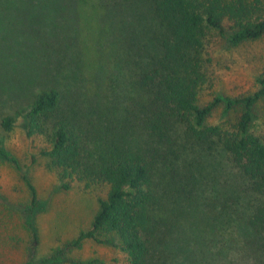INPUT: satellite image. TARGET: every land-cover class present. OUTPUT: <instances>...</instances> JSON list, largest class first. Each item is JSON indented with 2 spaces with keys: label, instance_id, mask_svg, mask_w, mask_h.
<instances>
[{
  "label": "trees",
  "instance_id": "1",
  "mask_svg": "<svg viewBox=\"0 0 264 264\" xmlns=\"http://www.w3.org/2000/svg\"><path fill=\"white\" fill-rule=\"evenodd\" d=\"M106 1L104 8L125 2L139 12L129 16L136 25L128 24L125 36L124 51L130 53L125 71L115 78L118 88L123 85L121 101L104 79L101 95L90 88L70 102L54 88L41 90L25 115V135L38 142V154L46 158L60 190L75 184L105 190L90 228L68 246L80 248L89 240L117 248L125 264H175L174 243L204 192L198 175L214 169L209 161L216 155H226L238 173L231 179L235 184L222 182V198L217 201L213 191L202 214L236 219V203L246 195V224L258 234L264 257V117L258 114L264 107V70L253 92L236 97L209 92L213 84L206 72L214 36L235 47L264 37V0ZM70 2L29 0V6L31 15L50 9L71 16ZM141 6L151 15L147 27ZM205 98L210 102L201 104ZM219 105L226 114L235 110V118L208 124ZM0 124L8 131L13 119L4 117ZM0 155L16 164L5 151ZM25 181L34 206L35 189ZM28 221L32 224V210ZM62 262L59 251L43 260Z\"/></svg>",
  "mask_w": 264,
  "mask_h": 264
},
{
  "label": "rangeland",
  "instance_id": "2",
  "mask_svg": "<svg viewBox=\"0 0 264 264\" xmlns=\"http://www.w3.org/2000/svg\"><path fill=\"white\" fill-rule=\"evenodd\" d=\"M70 1L71 16L64 11L47 12L50 9L31 15L29 0H0V123L7 116L13 119L8 131L0 124V150L16 160L14 164L0 155V264H44L56 251L63 261L59 264H125L123 253L111 245L86 240L80 248L68 246L90 228L97 200L104 197L105 190H84L77 184L68 191L60 190L46 158L38 154V142L31 143L24 131L33 98L46 88L56 89L70 102L90 88L101 95L100 87L107 79L109 93L121 101L123 85L118 88L115 78L125 71L130 53L124 51L128 48L125 36L128 24L136 26L129 16L139 13L138 7L129 10L121 2L104 8L106 0ZM140 11L144 27L149 26L150 13L142 6ZM143 37L144 33L140 39ZM207 51L210 63L206 72L213 84L209 92L236 97L256 89V79L264 70V37L235 47L225 37L214 36ZM209 102L205 98L201 104ZM262 106L258 108L260 117H264ZM235 116V110L226 114L219 105L207 122L218 124ZM225 158L216 155L209 163H215L217 171L210 167V173L203 170L198 175L204 192L201 203L188 213L189 225L181 227H186L182 232L189 241L182 233L174 243L175 264H264L258 234L246 224V195L236 203V219L202 214L213 191L218 201L225 186L221 183L230 185L231 181L232 185L231 179L238 174ZM24 177L35 189L34 206ZM30 210L32 224L28 221Z\"/></svg>",
  "mask_w": 264,
  "mask_h": 264
}]
</instances>
